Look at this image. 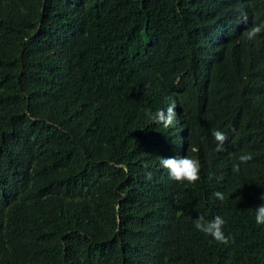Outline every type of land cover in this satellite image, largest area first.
I'll use <instances>...</instances> for the list:
<instances>
[{"label":"trees","instance_id":"obj_1","mask_svg":"<svg viewBox=\"0 0 264 264\" xmlns=\"http://www.w3.org/2000/svg\"><path fill=\"white\" fill-rule=\"evenodd\" d=\"M261 23L264 0H0V264H264ZM185 155L195 183L160 165Z\"/></svg>","mask_w":264,"mask_h":264},{"label":"clouds","instance_id":"obj_2","mask_svg":"<svg viewBox=\"0 0 264 264\" xmlns=\"http://www.w3.org/2000/svg\"><path fill=\"white\" fill-rule=\"evenodd\" d=\"M264 32V23L253 24L249 27L245 35L248 40H253L259 34ZM176 105L173 102L166 110L160 109L156 112L148 111V116L154 123L162 125L167 128L173 125L176 119ZM212 135L217 142V151H223V145L228 139L227 135L220 130H213ZM253 156L251 153L241 154L238 157V162L233 164V172L238 173L240 171L241 164H246L251 161ZM160 165L162 168L167 169L169 178L177 182L195 183L200 179V163L197 159L190 156H172L168 158L161 157ZM148 178H151V173L148 174ZM214 196L218 200H224L223 193L217 191ZM260 200L262 203L255 208V220L257 224L264 225V194H261ZM224 219L217 215L213 219H206L203 215H198L193 220V224L196 230L202 232L207 236H211L214 240L227 244L229 243V237H226L223 232Z\"/></svg>","mask_w":264,"mask_h":264}]
</instances>
